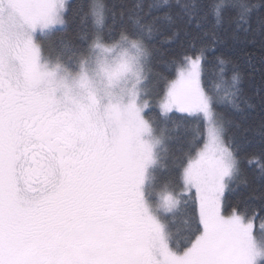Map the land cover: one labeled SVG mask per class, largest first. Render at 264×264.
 I'll use <instances>...</instances> for the list:
<instances>
[{"label": "snow or ice", "instance_id": "1", "mask_svg": "<svg viewBox=\"0 0 264 264\" xmlns=\"http://www.w3.org/2000/svg\"><path fill=\"white\" fill-rule=\"evenodd\" d=\"M204 7L156 0L146 10L137 5L132 23L116 29L105 0H85L78 11L91 29L58 77L41 64L34 34L66 25L67 0H0V264H264V214L240 201L229 206L225 196L248 184L243 165L255 154L220 111H241L247 99L236 62L216 54L225 42L216 29L235 24L231 38H246L253 10L264 5L219 0L209 6L211 27ZM193 20L202 36L192 35ZM258 23L264 29V15ZM168 29L165 42L181 31L192 39L169 61L177 78L153 80L149 42ZM69 79L87 85L76 99ZM169 122L190 136H169ZM260 129L264 158V120ZM172 140L171 170L161 176ZM259 171L264 181V165ZM253 194L264 201V190ZM178 214L189 234L174 250Z\"/></svg>", "mask_w": 264, "mask_h": 264}, {"label": "trees", "instance_id": "2", "mask_svg": "<svg viewBox=\"0 0 264 264\" xmlns=\"http://www.w3.org/2000/svg\"><path fill=\"white\" fill-rule=\"evenodd\" d=\"M85 0H69V10L66 14V25L62 28L54 30L47 43L42 47V52L46 59L53 62H63L69 67H72V62L68 60V57L79 51L85 41L82 39L85 33L91 29V20L83 17V13L78 11V5L84 3ZM110 9L109 25L113 24L112 13H115V28L119 29L122 25L131 24L130 16L134 15L137 10L136 6L140 5L142 9L146 10L149 3H154L156 0H105ZM197 4L205 5L200 15L207 13V19L204 23L205 27H211L215 24L216 17L215 12L209 7L213 3H219V0H196ZM249 5H264V0H244ZM124 12V17L121 18L120 13ZM175 11V10H174ZM261 15H264V7H257L253 10L250 18L251 28L247 37L243 32L238 33L240 40H233L231 33L235 29V24L231 27L227 23H223L216 30L225 38V42L217 47L216 54L224 53L230 56L235 62L241 74L244 97L247 99V103L243 99L240 101L241 111H238L230 106H224L220 109L226 117L232 123L229 126V133L235 134V137L239 143L243 146L245 152L249 154H255V158L250 155L252 163L245 162L243 168L245 170V176L241 179H247L248 184L238 183L233 185L234 191L225 193L229 206L241 202V207L248 206L251 208H260L261 214H264V201L254 198L255 195H259L261 190H264V181L259 179L262 165H264V158L260 157V125L264 120V60L261 59V44H264V29L258 23ZM199 19V17H197ZM187 20V18H185ZM196 20H193L190 25V29L193 36H202V29L195 27ZM228 29L225 32V29ZM171 35V30H164L156 34L149 42L154 45L155 48L150 57L151 78L156 79V73H160L163 76L172 80L176 76L177 69L173 64L169 63L172 57L176 56L180 52L181 43L187 48L191 36L186 37L181 31L180 36L177 37L171 43L165 42V38ZM207 39V38H206ZM255 40V43L249 41ZM42 41V40H41ZM196 47L200 46V40L195 41ZM252 53L253 55H248ZM212 79L211 72L208 77ZM154 114H159V108L154 110ZM163 127V124H161ZM168 135L179 136L185 138L190 136V131L186 130L185 126L181 124L180 128L173 131L174 125L169 122ZM177 142L175 140L168 142V148L170 152L164 154L166 162H169L167 166V174L171 170L172 155L171 152L175 150ZM163 159V158H162ZM163 161V160H162ZM185 217L177 215L172 220L170 227L174 233L173 240L170 242L173 249L175 244H179L180 247H184L186 244L185 236L189 234L188 228L184 223Z\"/></svg>", "mask_w": 264, "mask_h": 264}, {"label": "rangeland", "instance_id": "3", "mask_svg": "<svg viewBox=\"0 0 264 264\" xmlns=\"http://www.w3.org/2000/svg\"><path fill=\"white\" fill-rule=\"evenodd\" d=\"M68 1L69 0H67V2ZM62 27L63 26H56L54 30L59 29V28H62ZM54 30H52L47 36L41 35V32L39 30H37V32L34 34V37H35L36 42L37 43H41L42 44V47H43L45 45L44 43H47V41L49 39V36L51 35V33ZM42 54H43V52H42ZM40 62H41V64H47L48 70H52L56 66V64H57L56 62H53V61H50V60L46 59L45 56H44V54L42 55V58H41V61ZM176 78H177V76H175L174 79H176ZM58 95H60V93H58ZM166 156L164 155V153H162V157H163L162 160L163 161L161 160V163L164 164V165L169 166V162H166V159H165ZM36 159H37L36 181H37V183H39V181L42 178L41 175H40V167H39V165H40V157L37 155ZM167 169L168 168H161V169H159L158 170V174L161 175V176L167 175ZM158 194H160V195L165 194L164 193V190L162 188H158ZM170 246H171V244H170Z\"/></svg>", "mask_w": 264, "mask_h": 264}, {"label": "clouds", "instance_id": "4", "mask_svg": "<svg viewBox=\"0 0 264 264\" xmlns=\"http://www.w3.org/2000/svg\"><path fill=\"white\" fill-rule=\"evenodd\" d=\"M62 67L61 68H56V66L52 69V71L57 73L58 77H63L64 73H63V66L67 65L66 63H61ZM69 70H71V68L69 67ZM68 86L71 89V93H70V99H76L79 97L80 94H82V89L86 88L87 85L85 84H75L71 82V79L68 80Z\"/></svg>", "mask_w": 264, "mask_h": 264}]
</instances>
